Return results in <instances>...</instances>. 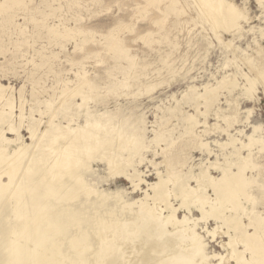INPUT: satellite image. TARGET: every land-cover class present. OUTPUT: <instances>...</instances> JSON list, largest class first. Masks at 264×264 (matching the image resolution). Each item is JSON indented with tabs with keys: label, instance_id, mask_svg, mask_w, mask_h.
Here are the masks:
<instances>
[{
	"label": "rangeland",
	"instance_id": "obj_1",
	"mask_svg": "<svg viewBox=\"0 0 264 264\" xmlns=\"http://www.w3.org/2000/svg\"><path fill=\"white\" fill-rule=\"evenodd\" d=\"M231 1L239 9L245 5L249 16L248 22L241 20L242 27L234 32L213 28L194 0H0V84L8 87L6 93L13 97L14 105L19 106L21 96L25 116L33 109V117L41 119V129L45 121L54 119V114L57 113L55 119H60L58 112L64 106L57 103V107L53 104L47 110L42 101L59 99L64 89L72 90L77 85L81 93L67 96L71 97L67 115L73 119L81 120L85 113L74 103H80L82 95H89L82 107L113 111L120 125L128 121L146 126L141 158L128 154L132 165L126 169L138 167L148 183L155 182L158 173L169 178L167 186L173 193L169 199L176 206L179 203L173 190L177 181H185L184 176L189 185L196 186V200L203 192L207 208L208 203L217 202L210 182L201 176V168L208 169L207 175L214 180L220 171L211 162L227 164L235 170L233 163L244 161L251 153L253 164L244 174L252 182L248 194L240 199L238 215L244 222L249 215L259 216L264 231V147L260 148L264 146V83L258 74V67L264 66V11L256 0ZM173 2L177 12L170 8ZM83 74L90 85H80ZM225 74L235 75L238 86L217 90V100L203 124L204 117L197 114L191 101L190 87L202 93L205 85L216 86ZM244 75L256 78L252 93L244 90ZM65 99L61 98L63 102ZM201 99L197 108L203 111ZM189 114L200 121L192 129L184 117ZM61 120L66 123V118ZM20 132L25 143H30L27 131L23 128ZM248 135L259 142L245 146L246 150L238 142L248 143ZM232 136L236 137L234 143L229 142ZM7 137L14 135L7 133ZM205 140L203 147L200 142ZM100 160L92 161L89 178L93 175L101 189H122L128 202L143 198L147 183L133 190L123 175L111 176L114 171L110 170L109 176L107 162ZM146 191L151 193L149 188ZM150 201L147 199L153 204ZM229 205L221 210L225 216L232 213ZM187 211L178 209L176 215L200 217L195 207H190V214ZM219 222L208 217L191 222L194 226L190 223L204 242L202 248L208 256L204 260L195 257L201 264H236L230 258L231 250L224 248L229 235L237 248H244L239 234ZM204 228H215L218 235L210 236ZM183 238L177 248L186 247V251L187 240ZM244 256L250 257L249 252L244 251Z\"/></svg>",
	"mask_w": 264,
	"mask_h": 264
},
{
	"label": "bare ground",
	"instance_id": "obj_2",
	"mask_svg": "<svg viewBox=\"0 0 264 264\" xmlns=\"http://www.w3.org/2000/svg\"><path fill=\"white\" fill-rule=\"evenodd\" d=\"M194 2L198 5L200 14L205 16L213 28L223 27L234 32L242 27L241 20L248 22L245 5L239 9L231 0ZM256 3L264 11V0H256ZM170 8L176 11L174 2ZM247 59L253 63L251 58ZM242 61L244 62L243 59ZM258 74L262 76L263 84L264 66L258 67ZM234 76L222 75L216 86L205 85L202 93L197 92L195 87H190L191 101L197 114L204 117L203 124L217 100V90H231L238 86ZM243 78L246 81L244 90L252 93L256 78L248 75ZM80 81V85H90L84 74ZM77 86L72 90L64 89L59 99L42 101L47 110L57 103H64V106L57 111L61 113L60 119H55L57 113L54 114V119L49 117L41 129V119L33 117V109L25 116L21 96L19 106L14 105L13 97L6 93L8 87L0 84V264H201L200 259L197 262L195 257L204 260L208 256L203 251V241L193 229L192 223L208 217L228 224L239 234L244 248H237L231 235L224 242V248L231 250L230 258L236 264H263L264 231L261 230V219L253 214L244 222L238 215L242 201L240 199L248 194L252 182V178L244 174L245 169L253 164L251 153L247 154L244 161L233 163L235 170L227 164L211 162L210 165L220 171V176L214 180L207 175L208 169L201 168V176L204 181L210 182L209 188L216 194L217 202L208 203L207 208L204 205L207 202L204 199L206 194L203 192L199 193V200H196L197 188L189 185L188 177L184 176L185 181H177L173 190L179 203L176 206L169 199L173 195L168 189L169 185L167 186L169 178L158 173L157 180L148 183L138 167L133 166L131 171L126 169L132 165V159L130 158V162L127 160L130 156L128 154L139 155L144 146L146 126L143 128L137 122L128 121L120 125L113 111L82 107L87 103L86 97L89 95H82L81 102L74 103L76 108L85 110V113L80 117L81 120L73 119V116L67 115L70 107L68 101L71 98L67 99V96L81 93ZM65 97L63 102L61 98ZM200 98L205 106L203 111L197 108ZM184 117L189 122L190 129L200 122L193 114ZM63 118H66L65 124L61 120ZM125 124L127 128H124ZM23 128L29 134L30 143L23 140L20 132ZM7 133L14 135V138L7 137ZM156 139H159L157 135ZM235 139L232 136L228 141L234 143ZM248 140V143L243 144L239 141L238 145H244L245 148L259 142L255 137H249ZM206 142L200 143L205 147ZM261 147L264 146L261 144ZM96 159L105 160L110 168L109 172L114 171L108 172V175H123L133 190L139 189L141 183H147L146 188L151 193L143 189V198L131 203L123 198L122 189H101L93 175L89 178L92 174L91 163ZM259 186L258 182L257 187ZM261 193L264 196V189ZM147 199L153 204H149ZM137 202L140 203L135 208L134 204ZM229 204L232 213L225 216L221 210ZM190 207H195L200 212V217L190 219L185 214L182 217L176 215L178 209L190 211ZM248 227L252 229L251 232ZM214 229H206V233L213 236L216 233ZM185 231L186 236H183ZM174 237L178 238V242ZM182 238L187 240L186 251V247L177 248V243ZM244 251H248L250 257L244 256Z\"/></svg>",
	"mask_w": 264,
	"mask_h": 264
}]
</instances>
